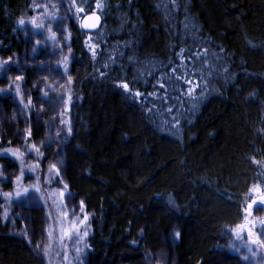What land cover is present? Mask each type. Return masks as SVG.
<instances>
[{
  "label": "trees",
  "instance_id": "16d2710c",
  "mask_svg": "<svg viewBox=\"0 0 264 264\" xmlns=\"http://www.w3.org/2000/svg\"><path fill=\"white\" fill-rule=\"evenodd\" d=\"M64 1L70 8L71 0ZM95 2L76 0L86 8ZM103 3V23L93 34L80 30L76 18L65 20L72 37L66 72L72 83L55 90L53 83L65 71L48 62L43 68L51 74L39 75L52 88L41 80L34 84L43 89L32 99L43 105L55 91H65L72 101V132L39 160V186L48 193L62 188L55 175L46 182L55 162L50 155L60 146L66 166H59L61 175L93 213L84 264H146L165 237L174 264H245L230 246L251 198L249 187H264V0ZM30 7L31 0H0V58L26 59L32 66L24 76L39 64L18 24ZM89 35L88 43L98 45L95 59L85 47ZM123 81L130 92L117 86ZM6 96H0V120L8 117L7 107L17 106L14 122H39L43 112L35 102L24 110ZM11 122L0 142V165L7 166L9 180L21 171L17 159L2 153L11 146L8 140H16ZM45 124L32 128L42 144L49 143ZM25 159L32 160L22 181L10 187L11 197L0 177V264H46L11 205L26 198L28 176L35 175L29 170L35 155ZM35 210L39 222L43 211Z\"/></svg>",
  "mask_w": 264,
  "mask_h": 264
},
{
  "label": "rangeland",
  "instance_id": "374dc122",
  "mask_svg": "<svg viewBox=\"0 0 264 264\" xmlns=\"http://www.w3.org/2000/svg\"><path fill=\"white\" fill-rule=\"evenodd\" d=\"M34 3L47 5V8L36 10L33 7ZM34 16L37 18L38 22L43 21L44 27L36 28L31 24V18ZM22 18H24L27 21L24 25H21V28L26 37V45H27L26 49L31 48L34 53H37L39 55L38 57L39 64H36L38 66L36 67L37 70L34 69L33 71L30 70L27 71L31 74L28 76H24L25 79L22 82V90L26 96L31 95L32 97L37 98L39 96V92L43 89V87L40 88L37 85L34 86V84L39 83L40 80L46 82V80L48 79L45 76L40 77L42 71L44 73L51 74L48 67L46 69L43 68L46 65V63L50 62L53 65L55 63V65H57L58 67L64 68V65L62 64L61 61H62V56L67 55L68 44L65 40L62 39V36L65 35L63 30L67 28V26L65 25V20H67V18H71L73 20L74 13L69 11V7L64 0H31L30 10L28 12H25ZM49 28H51L52 31H55L57 33V42H53L50 40L51 32H49ZM37 40L42 41V43L39 45L36 44L35 42ZM57 43L59 45H64V46L62 48L58 47ZM41 48L42 50H44L43 52L40 51ZM42 59L46 60L45 64L40 62L42 61ZM20 63L12 62L10 64L5 65L0 70V88H7L8 85L6 81L8 80L9 77H11L14 80L15 75L24 73V70L26 68H31L32 66L30 63H27L26 59L22 61L21 64ZM40 66H42V70H40ZM8 67H15L17 70L13 69L9 71ZM4 70H7L5 74H3ZM39 72L41 73L40 75ZM67 76L68 74H66L65 72L64 78L59 79L60 82H55L53 83L54 85L52 84L55 87V90L56 88L58 89L60 85H63V87L61 88L66 89ZM46 87L52 88L50 84L46 85ZM59 92L60 94H58L57 91L53 93L54 97L50 102L46 99L45 105H43L39 101V99H34V100L32 99L33 102H35L36 107L40 108V110L43 112V114L39 116L40 118L39 122L35 121V124L33 126L38 128L39 125L41 124L43 125L44 123H46L45 134L47 135V139H48L47 142L49 143L42 144L43 140L40 141L38 139L36 140L33 139V142H37L38 145L41 146V151L44 152V157L49 156L51 152L54 153L55 150L58 148V145L62 144V142H64V139L70 136L68 134V127L72 126L71 115H69V112L71 111L72 101H69L68 93H65V91L64 92L59 91ZM6 93H10V95H12L11 97H15L13 91L0 93V96L6 98L8 97L6 96ZM15 99L16 101L18 100L16 97ZM10 100L13 101V99ZM16 108L17 106L15 107L11 106V107H7V109H5V112L3 111V113L4 114L6 113L8 117L6 118V120L5 118L4 120L2 119L0 120V142L4 140L5 127L7 128L10 127L11 120L12 122H14L12 114H14ZM61 119H63L66 123L63 125L60 124L59 121ZM14 123L15 124H13L12 126L18 130V133L16 136V140H8V143L9 145H11L10 146L11 148L21 147V142L24 141V136L22 135V133L29 125V123L24 121L22 123H16L15 121ZM58 133L59 135H57ZM22 151H23V147H22ZM60 152L61 151L59 146L58 154L55 156L54 154L50 155L52 156L53 159H55L54 163L57 164L58 168L59 166L62 165L65 166L63 164L64 157ZM25 157L33 158L34 154H25L24 158ZM31 160L32 159L24 160V168H27L30 165ZM15 163L19 167H22L19 160H15ZM16 169L18 168L16 167ZM59 169H60V176L62 177L61 173L63 169L62 168ZM0 172L3 173V175L0 177L3 179L5 188H7V193H10L9 192L11 191L10 187L14 186L15 184L13 183L14 179L9 180L8 176L6 175L8 174L7 166H3V168L0 169ZM37 177H39L40 180V178L42 177V173L38 171L35 172V175L29 174L28 178L30 179L29 181L30 185L25 184V187L28 188L29 190V194H25L26 198L23 200H21L22 197L16 198L15 199L16 203L13 202L11 204L13 208H15L14 207L15 205L16 209H18V220L20 221V225L23 226L22 228L23 231L26 232L25 236H28L30 242L33 244V246L36 249H37V245H40L38 251L46 259V264H84L83 256L86 248L84 249L82 254L77 255L75 251V248L77 247L75 243V237H73L72 240L66 239L63 242L60 239L61 229H67L70 226L71 221L76 218L72 215V212L75 210L78 216L81 215L79 213V208H78L80 201L79 197L73 195L69 191L70 190L69 187L68 190L65 191V196L61 198L59 196V191L63 189V184L61 189L59 190L52 189L50 190V193H48L46 189L42 188V185L39 186ZM63 181L68 184V182H66L64 179ZM17 185L18 184H16V187ZM36 187L40 188L39 192L36 191ZM61 200H63V204H61ZM37 208L39 210H35V211H43V215H44L43 219H41V221L39 222L34 218L33 215L34 212L31 211V209H37ZM63 211H67L69 213L67 219L63 217L62 215ZM86 211L90 216V220H89V224H90L91 215L93 213L91 209H89V207L87 206H86ZM250 218L255 220H264V205H259V204L254 205L252 215ZM255 230L258 233H260L261 239H264V227H261L259 224H257ZM88 231L90 234L91 227L88 229ZM241 236L242 239H238L237 236L235 235V240L234 243L230 246L231 247L230 250L236 255H238L240 258H242L245 264H264V247L247 244L246 242L248 240V236L246 231L241 233ZM86 243H87V239H86ZM65 245L67 250V260L64 259ZM45 247L47 248V254H45ZM80 247H83V244H81ZM250 247L252 248L251 253L249 252ZM155 253L156 254L152 255V257L147 261L146 264L175 263V256L171 250V243L166 237L163 239L159 251ZM245 256L248 257L247 260L244 259Z\"/></svg>",
  "mask_w": 264,
  "mask_h": 264
},
{
  "label": "snow or ice",
  "instance_id": "6c2138e0",
  "mask_svg": "<svg viewBox=\"0 0 264 264\" xmlns=\"http://www.w3.org/2000/svg\"><path fill=\"white\" fill-rule=\"evenodd\" d=\"M33 7L36 10H41V9H46L47 5H41V4H33ZM71 7H75V13H74V18L78 20V28L82 31H88L91 32L92 30H96L100 27L101 25V20L102 17L105 13V10L107 8V5L103 3V0H96L94 7L89 5L87 8L84 6L77 5L76 0H71V5L69 8V11H71ZM27 21L24 18H21L18 20L19 25H24ZM31 24L35 26L36 28H42L44 27L43 21L38 22L37 18L34 16L31 18ZM49 32H51L50 40L53 42H57V33L55 31H52L51 28H49ZM65 35L62 36V39L65 40L66 42H70L71 40V31L67 28L63 30ZM92 40V36H87L85 40V47L86 49L91 53V56L93 59L96 58L97 56V49L98 45L97 44H90L88 41ZM36 44H41L42 41L37 40L35 42ZM58 47H63L64 45H59L57 43ZM67 51L68 54L70 55L72 53V48L70 47V44L67 45ZM183 53V50H181ZM69 55H63L62 56V64L64 65V71H68V66L70 63L69 60ZM189 56H191V53H188ZM13 62L12 56L7 57V59L0 58V68H3L5 65L10 64ZM107 67V65H105ZM173 71H178V69H173ZM101 76H104L105 73L101 72ZM25 77L23 74H18L15 75L14 80L9 77L7 82L8 87L7 88H0V93L3 92H9L13 91L15 97L18 99L19 104L22 105L24 110H27L31 107H33V100L31 95H25V93L22 90V82L24 81ZM67 81L68 84L72 83V76L68 75L67 76ZM188 84L190 87L188 88L187 95L192 94V81L189 80ZM35 86V85H34ZM118 87L122 88L125 92H130V84L127 81H123L120 84L117 85ZM60 87H63V85H60ZM162 87V85H161ZM155 93H149V95H154ZM44 95H47L45 92ZM136 97L142 96V93L140 91L135 92ZM161 99H164L163 97ZM71 100V96H69V101ZM26 101V102H25ZM60 124H65L66 122L61 119L59 121ZM72 132V128L69 126L68 127V134L70 135ZM24 136V141L21 142V147H16V148H4L2 149L3 154L10 155L14 159H17L20 161V164L22 165L20 175H17L14 178L13 183L19 184L23 177H24V156L25 154H34L37 163L35 166H30L29 170L33 173L37 172L39 169V160L44 158V152L41 151V146L38 145L37 142H33V130L32 126L29 125L22 133ZM59 135V133L57 134ZM23 147V151H22ZM3 168V165H0V169ZM55 174V176L58 179V183L63 184V189L59 191V196L63 198L65 196V191L68 190L69 185L63 181V178L60 176V169L57 167L56 163H52L49 165L48 169V177L46 178V182L48 184H51L52 181V176ZM3 173L0 172V176H2ZM39 177H37V180ZM36 191L39 192L40 188L36 187ZM24 192H28V188L24 189ZM248 192L251 194V198L249 199L246 208L244 209V219L243 222L236 225L233 231L235 232L236 236L238 239H242L241 233L247 232L248 240L247 244L250 245H258L260 247H264V239H261L260 233H258L255 229L257 227V224H259L261 227H264V220H255L251 219L252 211H253V206L254 205H264V187H262L260 184H252L249 187ZM17 196H20L21 193L17 191ZM11 193H5V196H11ZM61 204H63V200H61ZM79 213L81 214L78 216L76 214V211L74 210L72 212V215L76 217L73 219L70 223V226L67 229H61V241L63 242L64 240H72L73 237H75V243L77 247L75 248V251L77 255H80L83 253L84 249L89 247L86 243V239L89 235L88 229L90 228L89 220L90 216L88 212L86 211V205L84 200L79 201ZM63 217L65 219L68 218L69 213L67 211H63L62 213ZM82 216V218H81ZM175 236L179 238L180 232L176 231ZM83 244V247H80V245ZM40 248V245H37V249ZM249 252H252V248H249ZM45 254H47V248L45 247ZM254 255V253H253ZM64 259L67 260V250H66V245H65V256ZM245 260L248 259L247 256L244 257Z\"/></svg>",
  "mask_w": 264,
  "mask_h": 264
},
{
  "label": "water",
  "instance_id": "95a60500",
  "mask_svg": "<svg viewBox=\"0 0 264 264\" xmlns=\"http://www.w3.org/2000/svg\"><path fill=\"white\" fill-rule=\"evenodd\" d=\"M102 23H103V19L101 20V25H100V27L98 28V29H96V30H92L91 32H88V31H84L85 33H87V34H93V33H95V32H97V31H99L100 30V28H101V26H102Z\"/></svg>",
  "mask_w": 264,
  "mask_h": 264
}]
</instances>
